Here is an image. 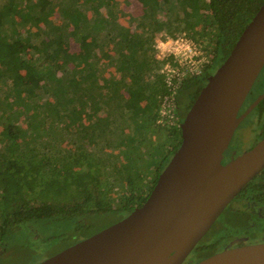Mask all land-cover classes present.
Masks as SVG:
<instances>
[{
    "label": "trees",
    "instance_id": "16d2710c",
    "mask_svg": "<svg viewBox=\"0 0 264 264\" xmlns=\"http://www.w3.org/2000/svg\"><path fill=\"white\" fill-rule=\"evenodd\" d=\"M263 2L0 0V244L29 220L111 212L121 220L140 207L181 144L180 124L207 82L204 75L220 55L226 60ZM161 33H186L212 47L204 73L181 83L176 114L184 109L175 125L157 123L159 101L169 94L159 71L153 74L162 65L152 64ZM83 48V55L77 52ZM88 105L95 113L77 121ZM75 121V130L64 128ZM147 142L149 155L141 151ZM123 154L127 165L116 167ZM120 174L128 186L114 181ZM135 176L150 179L143 187ZM114 184L123 190L117 206L109 195ZM197 250L196 261L216 253L213 244Z\"/></svg>",
    "mask_w": 264,
    "mask_h": 264
},
{
    "label": "water",
    "instance_id": "95a60500",
    "mask_svg": "<svg viewBox=\"0 0 264 264\" xmlns=\"http://www.w3.org/2000/svg\"><path fill=\"white\" fill-rule=\"evenodd\" d=\"M264 68V2L180 124L181 144L146 201L39 264H186L232 200L264 170V138L223 164L239 115ZM192 264V263H190ZM194 264H264V243L226 248Z\"/></svg>",
    "mask_w": 264,
    "mask_h": 264
},
{
    "label": "rangeland",
    "instance_id": "374dc122",
    "mask_svg": "<svg viewBox=\"0 0 264 264\" xmlns=\"http://www.w3.org/2000/svg\"><path fill=\"white\" fill-rule=\"evenodd\" d=\"M131 9L137 10L138 7H134L133 5ZM53 20H55V22L59 20L57 12L55 13V17ZM130 31L132 33L136 32L135 22L131 25ZM27 32L30 33L31 30H27ZM160 35H164V38H160L157 44H159L162 49H165L166 44L164 42L166 41V34L161 33L155 39L157 40ZM155 39L153 41V44L156 43ZM74 49L75 48L70 47L67 50V53H73ZM77 52L83 55L84 48L82 50L80 49V51ZM157 53L158 50H155V55ZM207 53L211 56L212 47L211 49L207 48ZM155 59L152 60V64L160 63L158 61L156 62ZM223 59L224 56L220 55V57L215 61V63L209 68V73L211 75L214 74L217 69L223 64ZM84 60L89 61L90 59H88V56L86 55L85 57H83V61ZM102 65L104 70H110L108 56L105 55L104 58H102ZM160 68L161 66L153 69V74H155L156 71L160 70ZM81 107L83 108L80 109V116L77 118V121H80L81 117L85 118L89 113H95L94 111L96 110L95 109L94 111H92V107H90L89 105L85 107V109L84 106ZM183 109L184 108H182L180 113L176 114L175 117H180L183 112ZM27 112L29 113V111ZM101 115L102 117L105 116L103 114ZM258 118L259 114L257 112H254L243 122V124L237 130L235 138H233L232 144L233 147L238 149L240 152L244 149L246 151L259 140V129L260 126L263 124L264 118L262 117L261 122L257 123ZM77 121L64 124V128L75 130V127L77 126ZM173 121L175 120L173 119ZM84 123L85 125H88V122L84 121ZM104 126L105 124L100 123V128ZM157 138L162 139L160 135H158ZM155 141L157 142V140ZM52 144L56 147L57 140H53ZM151 149L152 145L147 142L144 144V150L142 149L141 151H145L146 154L149 155ZM112 150L116 151L118 149L108 148L106 151L110 152ZM127 163L128 158L126 157V155L123 154L120 163H117L116 167L120 166L121 164L126 166ZM154 170L155 167L152 170L147 171L150 176L152 175L151 177L154 176ZM141 173L143 174V172ZM129 174L136 175L138 173L137 171H134L133 173L131 171ZM147 179L150 178L145 179V177L140 178L139 176L137 178V176H135L132 178V181L136 183V185L144 187V184L146 185ZM107 180L111 181L114 179L111 178V176H108ZM114 181H116L117 183H124L126 186H128V181L122 174L117 176ZM122 193L123 190H121L117 184L110 186L109 195L113 200L115 206L118 205L119 197ZM236 203L237 201L233 200L231 205H229L227 209H225L226 211L221 214L218 220L207 232V234L199 242L200 246L213 244L215 251H222L225 243L228 242L229 239H231L233 236H247L251 238V240H259V238L254 235L255 233L257 236H260L261 231L264 229V225L261 224L259 219H257L258 217H260L259 212H257L255 209H253V212H250V209H242L240 207L236 211ZM238 211L239 214H237ZM119 215L120 214L117 212H111L107 214H85L84 216H76L69 219H34L23 222L19 224L17 228L7 233L2 239L0 244V264H39L40 262L46 260L52 255H55L56 253L64 250L65 248L72 246L78 241H81L119 221ZM192 257L199 258V255L193 253Z\"/></svg>",
    "mask_w": 264,
    "mask_h": 264
},
{
    "label": "built area",
    "instance_id": "2783aa9c",
    "mask_svg": "<svg viewBox=\"0 0 264 264\" xmlns=\"http://www.w3.org/2000/svg\"><path fill=\"white\" fill-rule=\"evenodd\" d=\"M160 38H164V35H160L157 40L155 39L156 43L153 44L154 49L158 50L155 55L157 58L154 59L156 62L162 63L158 71L163 77V82L169 94L159 101L158 123L175 125L178 122V117H175V96L183 79L202 75L206 65L211 62V56L202 43L195 41L186 33L179 34L176 37L166 34L165 49L157 44Z\"/></svg>",
    "mask_w": 264,
    "mask_h": 264
},
{
    "label": "flooded vegetation",
    "instance_id": "af4514ba",
    "mask_svg": "<svg viewBox=\"0 0 264 264\" xmlns=\"http://www.w3.org/2000/svg\"><path fill=\"white\" fill-rule=\"evenodd\" d=\"M210 76L211 75L208 76L207 74H205L204 78L206 77L208 79ZM263 94H264V68L260 72L258 78L256 79V81H255L254 85L252 86L250 92L248 93L244 103L242 104L241 109L239 111V115H242L243 113H245L251 107V105L257 100V98H259ZM254 112H257L259 114V118H258L257 123H260L261 118L262 117L264 118V98L256 105V107L248 114V116H246V118L240 123V125L238 126V128L236 129V131L234 133L233 138H235V134H236L237 130L240 128V126L243 124V122L249 116H251ZM259 136H260V138L257 141V143H255L252 147H250L246 151L252 149L260 141L263 140V138H264V120H263V124L260 126V129H259ZM233 138L229 144L228 149L224 153V159L222 161L223 164H227L233 158H235V157L241 155L242 153L246 152L245 149L240 152L238 149L233 147V144H232ZM233 200L237 201L236 206H235L236 211L240 207L242 209H244V208L250 209V212H253V209H255L257 212H259L260 217H258L257 219H259L261 224L264 225V170H262ZM233 200H232V202H233ZM231 203L229 205H231ZM225 211L226 210H224V212ZM237 214H239V211L237 212ZM254 235L257 238H259V240H257V239L251 240V238H249L247 236H235V237L233 236L231 239H229L228 242L225 243L223 250L226 248H233V247H238V246H243V245L264 243V229L261 231L260 236H257L255 233H254ZM198 245H199V243H198ZM197 246L193 250L194 252L192 251V253L187 258V260L185 262L186 264H190V263L194 264V263H197V262L202 260L201 259L199 261H196L197 257L196 258L192 257L193 253L198 255ZM217 252H220V251H216V253Z\"/></svg>",
    "mask_w": 264,
    "mask_h": 264
}]
</instances>
